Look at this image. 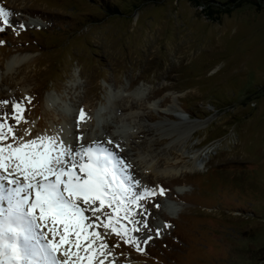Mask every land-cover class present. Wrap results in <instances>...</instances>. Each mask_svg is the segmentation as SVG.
Instances as JSON below:
<instances>
[{
	"label": "rangeland",
	"instance_id": "obj_1",
	"mask_svg": "<svg viewBox=\"0 0 264 264\" xmlns=\"http://www.w3.org/2000/svg\"><path fill=\"white\" fill-rule=\"evenodd\" d=\"M0 6L11 12L0 99L32 98L26 138L71 125L120 153L141 185L165 189L142 201L147 214L136 209L161 228L142 253L98 221L115 264H264V0ZM22 52L29 60L7 70ZM174 103L181 117L167 113Z\"/></svg>",
	"mask_w": 264,
	"mask_h": 264
},
{
	"label": "snow or ice",
	"instance_id": "obj_2",
	"mask_svg": "<svg viewBox=\"0 0 264 264\" xmlns=\"http://www.w3.org/2000/svg\"><path fill=\"white\" fill-rule=\"evenodd\" d=\"M10 16L0 6V32ZM31 99H0V264H115L98 221L144 252L141 245L159 236L161 228L153 232L144 216L137 220L136 209L147 214L142 201L165 189L141 185L120 153L99 140H86L84 132L74 134L71 125L67 131L26 138L31 130L23 127L24 113ZM86 120L81 107L74 126Z\"/></svg>",
	"mask_w": 264,
	"mask_h": 264
},
{
	"label": "bare ground",
	"instance_id": "obj_3",
	"mask_svg": "<svg viewBox=\"0 0 264 264\" xmlns=\"http://www.w3.org/2000/svg\"><path fill=\"white\" fill-rule=\"evenodd\" d=\"M29 58H30V54L27 52H25V53H18V54H13V55H11L8 59H7V61H6V68H7V70H10V71H12L13 69H14V67L15 68H17V67H19V66H21V65H23L25 62H27L28 60H29ZM47 100L49 101V102H53L54 101V99L53 98H51L50 96H47ZM172 109H171V111H169V112H167V113H171V114H173L174 112H175V114L177 115V116H179V117H181V107L179 106V104L178 103H174L173 105H172V107H171ZM76 129V128H75ZM77 130V129H76ZM54 133H59V130L58 129H55L54 131H53V133H52V135L54 134ZM87 140V139H86ZM88 140H89V138H88ZM152 150H154V149H152ZM197 158H199V154L197 155ZM202 163H204V161L202 160ZM197 165V164H196ZM195 165V166H196ZM194 166V167H195ZM199 165H197V167H198ZM196 167V168H197ZM200 168V167H199ZM166 171V170H165ZM170 171V170H169ZM167 172V173H169L170 174V172Z\"/></svg>",
	"mask_w": 264,
	"mask_h": 264
}]
</instances>
